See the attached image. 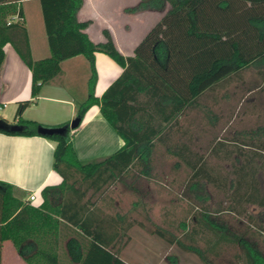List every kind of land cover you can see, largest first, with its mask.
<instances>
[{"label": "trees", "instance_id": "1", "mask_svg": "<svg viewBox=\"0 0 264 264\" xmlns=\"http://www.w3.org/2000/svg\"><path fill=\"white\" fill-rule=\"evenodd\" d=\"M22 1L0 0V68L3 48L10 44L30 71V100L20 102L15 113L25 129L0 133L40 136L36 129L44 126L21 120L22 111L34 103L41 87L60 73L63 61L82 56L91 75L88 95L78 104L76 117L82 121L90 107L98 106L102 118L124 144L102 160L82 163L71 145L75 130L42 136L55 143L52 167L62 182L42 189L38 208L12 186L0 183V264L6 240L27 264H127L120 253L129 241V230L136 226L195 255L202 264H211V256H218L224 246L237 247L244 264H264V254L250 230L255 220L246 210L249 205L264 209V188L258 175L264 171V128L254 130L251 139L238 140L257 152L247 154L243 146L222 140L212 141L206 152H200L193 147L191 122L186 120L190 112H196L213 126L218 119L205 110L204 97L220 83L232 77L240 79L249 69L258 77L254 88L264 95V0H139L129 12L165 13L131 57L118 52L107 30L102 32V43L88 39L84 30L90 21L76 19L83 0H39L50 50L49 57L40 60L32 59L26 29L19 22ZM12 16L18 21H9ZM95 53L107 55L122 69L100 98L94 96L92 88ZM159 148L174 159V171L189 172L183 197L196 209L194 225L177 237L168 228L150 222L141 198L127 212H121L117 202L107 196L116 184L137 194L134 184L151 177ZM232 153L229 176L233 178L227 180V190L223 191L227 193L225 207L219 203L213 210L207 187H226V179L213 175L207 158ZM224 212L243 217L246 229L231 231ZM141 215L151 228L137 220ZM181 229H186L183 222Z\"/></svg>", "mask_w": 264, "mask_h": 264}, {"label": "crops", "instance_id": "2", "mask_svg": "<svg viewBox=\"0 0 264 264\" xmlns=\"http://www.w3.org/2000/svg\"><path fill=\"white\" fill-rule=\"evenodd\" d=\"M138 3L139 0H83L76 19L78 22L90 21L84 33L91 42H104L102 32L107 30L118 52L123 57H131L136 46L165 13L128 11ZM20 5L22 19L19 22L26 29L32 59L49 57L39 0H25ZM8 20L17 22L18 18L12 16ZM3 50L0 119L8 124L19 125L15 113L20 102L30 100L31 74L10 44H6ZM94 68L96 78L93 94L100 98L122 69L103 53L94 54ZM90 75L89 64L84 57L63 61L60 73L41 87L37 99L22 111L20 119L48 128L69 124L76 118L78 104L88 95ZM123 144L122 139L102 118L96 105L86 111L71 137L75 157L82 163L102 160L119 150ZM54 148L55 143L42 136L23 137L0 133V183L21 192L25 201L34 194L36 200L29 203L38 208L42 204V189L58 187L62 182L52 167ZM1 264L27 263L13 243L6 240L1 247Z\"/></svg>", "mask_w": 264, "mask_h": 264}, {"label": "rangeland", "instance_id": "3", "mask_svg": "<svg viewBox=\"0 0 264 264\" xmlns=\"http://www.w3.org/2000/svg\"><path fill=\"white\" fill-rule=\"evenodd\" d=\"M256 84H258L257 74L254 69H249L242 73L240 79L232 77L206 94L202 104L205 110L211 111L218 120L212 126L199 113L190 112L188 114L186 120L191 122L190 128L193 131L191 136L195 150L199 148L200 152H206L205 149L209 143L222 140L226 144H231L229 142L232 141L235 143H232L233 146L236 144L243 146L242 151L247 154L251 151L257 152V149L251 146L245 147L243 142L238 141L239 139H251L254 130L264 128V95L254 88ZM228 146L231 147L230 150H233L232 145ZM234 154L207 158L208 169L214 171L213 175L226 179V187L223 185L220 189L213 186L207 187V192L211 196L209 204L213 210L216 209L217 204L225 203L227 193L223 191L227 190V180L233 178L229 176V172L232 169L231 162ZM153 158L151 177L148 179L143 177L134 184L137 194L116 184L108 190L107 196L117 202L121 212H127L132 203L137 198H141L140 201L145 204L149 212L150 222L158 227L168 228L177 237L194 225L192 220L196 209L183 197L189 172L185 169L174 171L172 169L174 159L161 148L156 150ZM258 175L260 186L263 189L264 171H260ZM246 210L255 220L256 225L253 224L250 230L264 254V231L260 230L257 225L259 223L264 227V209L249 205ZM223 216L234 233H241L246 229L247 222L243 217H236L227 212H224ZM137 220L142 222L146 228L152 226L144 221L142 215L137 216ZM182 222L186 225L185 231L181 229ZM128 236L129 241L120 253L121 259L128 264H202L195 255L181 251L176 246H170L137 226L129 230ZM200 246H203L201 241ZM211 264H244V262L237 247L224 246L218 256H211Z\"/></svg>", "mask_w": 264, "mask_h": 264}, {"label": "water", "instance_id": "4", "mask_svg": "<svg viewBox=\"0 0 264 264\" xmlns=\"http://www.w3.org/2000/svg\"><path fill=\"white\" fill-rule=\"evenodd\" d=\"M80 124H81V119L76 117L66 127H60V128L38 127L36 129V132L40 136L63 135L68 130L69 131L76 130L80 126ZM24 129H25L24 126L8 124L0 119V131L8 132V133H17L23 131Z\"/></svg>", "mask_w": 264, "mask_h": 264}, {"label": "built area", "instance_id": "5", "mask_svg": "<svg viewBox=\"0 0 264 264\" xmlns=\"http://www.w3.org/2000/svg\"><path fill=\"white\" fill-rule=\"evenodd\" d=\"M36 200V197L34 194H31L28 196V201L31 203V202H34Z\"/></svg>", "mask_w": 264, "mask_h": 264}]
</instances>
